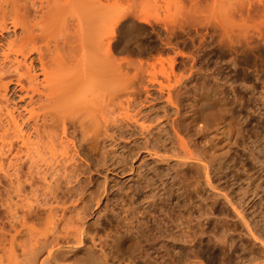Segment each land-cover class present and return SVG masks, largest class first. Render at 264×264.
Instances as JSON below:
<instances>
[{"label": "bare ground", "instance_id": "bare-ground-1", "mask_svg": "<svg viewBox=\"0 0 264 264\" xmlns=\"http://www.w3.org/2000/svg\"><path fill=\"white\" fill-rule=\"evenodd\" d=\"M263 96L264 0H0V264H264Z\"/></svg>", "mask_w": 264, "mask_h": 264}, {"label": "rangeland", "instance_id": "rangeland-1", "mask_svg": "<svg viewBox=\"0 0 264 264\" xmlns=\"http://www.w3.org/2000/svg\"><path fill=\"white\" fill-rule=\"evenodd\" d=\"M256 66H255V64L253 65V66H249L248 67V71L249 72H252V70H254V68H255ZM253 68V69H252ZM251 69V70H250ZM251 80H253V78L251 77L250 78ZM259 85V84H258ZM260 86V85H259ZM262 100H263V103H264V96L262 97ZM264 108V107H263ZM257 113H259V112H257ZM256 116L257 117H259L258 119L256 118V123H255V125H254V128L252 129V131H251V137H252V139L253 140H255V142L253 143V147L255 148V149H257V151H258V153H259V151H260V153H259V155L260 156H262V154H263V158H264V109H262V111L259 113V115L258 114H256ZM257 153V154H258ZM256 175H255V178L254 177H252L251 179H249L248 177H246V175L245 174H243V173H237L236 174V176H237V179H235V180H232V182H231V186L230 187H232L233 189H235V192L236 193H248L249 195L251 194V190L250 189H252V187H255L256 185H259V184H261L262 185V187H261V189L263 190L264 189V175H262L261 176V173H255ZM260 174V175H259ZM238 175H239V177H238ZM257 177H260V178H257ZM248 178V179H247ZM259 180V181H258ZM259 190H260V188H259ZM264 191V190H263ZM262 191V192H263ZM261 192V193H262ZM257 203L259 204V206H256V208H257V210L256 211H258L259 210V212H261V215L264 217V207H262V206H264V203L263 204H260L259 203V201H257ZM179 209H181V208H179ZM159 211V210H158ZM160 213H158V214H156L157 216H158V219H159V221L158 222H160L159 224H160V226H158V225H156L155 223V225L156 226H153V223H149L148 225L149 226H147V229H149V230H147L146 229V226L144 227L143 225H145L144 223H143V227H141V229L143 230V232L145 231L147 234H149V235H152L153 237H156V238H158V236H162V235H165L166 234V236H167V234H168V232H169V235L171 234L170 233V231H165V229H167V230H169V228H170V224H171V219H173L174 218V216H175V214L178 212V208H167V207H164V208H162L160 211H159ZM165 214V215H164ZM173 214V215H172ZM171 215V216H170ZM166 216V217H165ZM164 218V219H163ZM166 219V220H165ZM168 219V220H167ZM162 221V222H161ZM164 221H165V223H164ZM168 222V223H167ZM168 224L169 225V227L167 226V225H165V224ZM170 223V224H169ZM147 225V224H146ZM151 226H152V228H151ZM164 226H167V228L166 227H164ZM150 227V228H149ZM160 227H161V229L162 230H164V232L165 233H163L162 234V232L163 231H161V229H160ZM164 229H163V228ZM144 229H146V230H144ZM150 229H151V231H150ZM159 230H160V235H158L157 236V234H159ZM154 232V233H149V232ZM157 232V233H156ZM167 232V233H166ZM154 234H156V235H154ZM167 236L166 238H170V236ZM165 238V236L163 237L162 236V239H164ZM159 239V238H158Z\"/></svg>", "mask_w": 264, "mask_h": 264}]
</instances>
